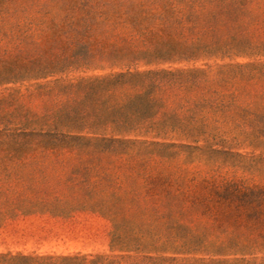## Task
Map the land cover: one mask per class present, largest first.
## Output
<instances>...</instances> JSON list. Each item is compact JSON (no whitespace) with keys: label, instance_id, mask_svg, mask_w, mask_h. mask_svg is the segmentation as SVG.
Instances as JSON below:
<instances>
[{"label":"trees","instance_id":"16d2710c","mask_svg":"<svg viewBox=\"0 0 264 264\" xmlns=\"http://www.w3.org/2000/svg\"><path fill=\"white\" fill-rule=\"evenodd\" d=\"M79 213L0 264H264V0H0V228Z\"/></svg>","mask_w":264,"mask_h":264},{"label":"rangeland","instance_id":"374dc122","mask_svg":"<svg viewBox=\"0 0 264 264\" xmlns=\"http://www.w3.org/2000/svg\"><path fill=\"white\" fill-rule=\"evenodd\" d=\"M110 231L108 220L88 213L71 218H18L0 228V253L110 254Z\"/></svg>","mask_w":264,"mask_h":264}]
</instances>
